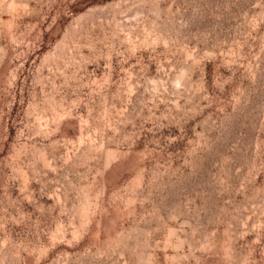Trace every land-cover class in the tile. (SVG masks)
I'll use <instances>...</instances> for the list:
<instances>
[{"label": "rangeland", "instance_id": "rangeland-1", "mask_svg": "<svg viewBox=\"0 0 264 264\" xmlns=\"http://www.w3.org/2000/svg\"><path fill=\"white\" fill-rule=\"evenodd\" d=\"M0 264H264V0H0Z\"/></svg>", "mask_w": 264, "mask_h": 264}]
</instances>
